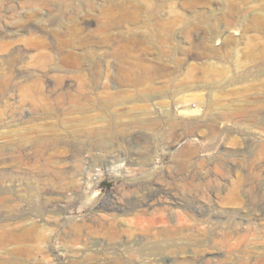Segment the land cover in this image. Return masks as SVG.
Segmentation results:
<instances>
[{"label":"rangeland","instance_id":"rangeland-1","mask_svg":"<svg viewBox=\"0 0 264 264\" xmlns=\"http://www.w3.org/2000/svg\"><path fill=\"white\" fill-rule=\"evenodd\" d=\"M261 89L264 0H0V231L51 232L48 259L1 262L262 264ZM78 160L91 189L60 212L13 201Z\"/></svg>","mask_w":264,"mask_h":264},{"label":"bare ground","instance_id":"bare-ground-1","mask_svg":"<svg viewBox=\"0 0 264 264\" xmlns=\"http://www.w3.org/2000/svg\"><path fill=\"white\" fill-rule=\"evenodd\" d=\"M178 18H175V20H173V23L174 25H177L179 23V20H177ZM133 43L134 44H137L138 43V39L137 38H133ZM198 58H200V56H198ZM250 90V88L248 89ZM254 90L256 91L257 89L254 88ZM253 89H251L250 91H254ZM246 92H249L246 90ZM264 92L263 89L260 90V93L262 94ZM247 95V94H246ZM244 103H248L250 106L249 107H246L245 108V111L246 113H248L250 111V109L252 108L251 112H253L254 110H257L259 109L260 107L259 106H255V105H251V102L250 101H246ZM243 103V105H244ZM263 108V107H261ZM250 118V115L252 114H247ZM252 117H254L252 115ZM124 142V141H123ZM102 143L104 144V142L102 141ZM129 144V143H128ZM118 147V146H117ZM101 148H106L105 146L101 145ZM184 149V148H183ZM115 151V150H114ZM114 151H110L111 153H114ZM119 153V152H118ZM115 156L116 159H114V162L116 163L118 161V158L120 157L119 155H121L120 153ZM187 153V152H186ZM39 154V153H38ZM43 154V153H42ZM37 155V154H36ZM41 155V154H39ZM38 155V156H39ZM48 155V154H47ZM50 155V154H49ZM112 155V154H110ZM37 156V157H38ZM42 156V155H41ZM51 157V156H50ZM111 157V156H110ZM40 158V157H39ZM47 158V157H46ZM49 159V158H47ZM53 159V157H52ZM36 160L38 161V159L36 158ZM44 160V158H43ZM42 160V161H43ZM41 161V162H42ZM54 161V160H53ZM24 162V161H23ZM34 162V160H33ZM47 162V161H46ZM55 162L57 164H59L56 160ZM79 164L78 166H76L75 168L73 169H76V173L75 175L72 176L71 178V186L69 187L68 185L65 186L64 184H59L57 182L61 181V178L63 179V176L65 174V172H62V168L60 169L59 167V171L57 170H46L45 167H46V164L44 162H42V164L45 166L44 169L42 170L43 172H40L38 173L39 175H36L35 177H37V180H35L34 182H32L33 184L31 185H28V189L26 191V194L24 192L25 195H20V194H17L14 196V200L13 201H22L24 200L25 198H32V197H35L38 199L39 202L42 203V211L43 213L41 212V214H51L50 213V210L51 212L52 211H57V212H60L61 209H64L68 203V199H69V196L71 193L72 194H76V192L78 190H80V186H82L83 184L86 185L85 189H91V183L93 181V176L91 175V172H92V169H89V171L87 172H83L84 170V167H83V164L80 160H78ZM111 163V164H114ZM25 163V162H24ZM27 163V162H26ZM29 163V162H28ZM35 164H38L36 162H34ZM48 163V162H47ZM118 163V162H117ZM26 165V164H25ZM48 165V164H47ZM119 165V164H118ZM37 166V165H34V167ZM52 166V165H51ZM54 168L57 167L56 165H53ZM75 166V165H74ZM110 166V165H109ZM116 166L113 165L110 166V168L108 167V175L110 178H113V177H116V174H115V170H113ZM119 167V166H118ZM28 168V167H27ZM37 168V167H36ZM35 168V170H36ZM43 168V167H42ZM91 168V167H90ZM23 169H26V167ZM40 169V167H39ZM56 169V168H55ZM117 169V168H116ZM120 170V167L118 168ZM26 171V170H25ZM34 171V170H33ZM38 171V169H37ZM41 171V169H40ZM118 171V170H117ZM39 172V171H38ZM84 173V174H83ZM22 174V173H20ZM83 175H85L84 177V182L83 181ZM25 176V175H24ZM5 177V176H4ZM17 179V178H16ZM19 179V178H18ZM4 180V179H2ZM23 180V179H22ZM64 180V179H63ZM95 181L97 180L94 179ZM1 181V180H0ZM4 183V182H3ZM8 183V182H7ZM35 183H37L36 185L37 186H34ZM2 185V184H1ZM20 185V183H19ZM26 185V184H25ZM95 185V183H94ZM3 186V185H2ZM17 186V185H16ZM69 187V188H68ZM22 188V187H21ZM72 189V190H71ZM12 190V189H11ZM19 191V190H18ZM24 191V190H23ZM23 191L21 192V194L23 193ZM150 193V192H149ZM7 194V193H5ZM4 194V195H5ZM151 194V193H150ZM9 195V194H8ZM7 195V197H9ZM1 197H2V194H1ZM61 198V199H55V198ZM146 196H144L145 198ZM3 200H11L12 201V198L11 199H8V198H3ZM6 201V202H7ZM145 201V200H144ZM5 202V203H6ZM130 202V201H129ZM137 202V201H136ZM140 202V200H139ZM113 203V202H112ZM146 203V201H145ZM9 204V203H8ZM17 204V203H16ZM24 204V203H23ZM129 204V203H128ZM135 204V203H134ZM139 204V203H138ZM172 206L171 208L173 209L174 207H176V204L177 202L175 201V199H172L171 203H170ZM189 204V203H188ZM97 205V204H96ZM130 205V204H129ZM132 205V204H131ZM141 205V204H140ZM139 205V207H141ZM6 206V204L4 205ZM13 206V205H12ZM19 206V205H18ZM108 206V205H107ZM117 206V205H116ZM126 206V205H125ZM146 206V207H145ZM145 206L143 207L142 211H148L149 210H152L154 205H151L150 203L149 204H145ZM14 207V206H13ZM104 207V206H103ZM109 207V206H108ZM136 207V205H135ZM24 208V206H23ZM102 208V207H101ZM112 208V207H111ZM165 208H168L166 209V211L170 210L171 208L170 207H165ZM9 209V208H8ZM50 209V210H49ZM122 209V208H121ZM125 209V207H124ZM26 210V209H25ZM24 210V211H25ZM129 210V209H128ZM133 210V208H132ZM18 211V210H17ZM16 211V212H17ZM134 211V210H133ZM203 211V210H202ZM6 212V211H5ZM26 212V211H25ZM132 212V211H131ZM201 212V211H200ZM1 213V212H0ZM15 214V213H14ZM125 214V213H124ZM27 215V214H26ZM94 216V215H93ZM27 217V216H26ZM29 217V216H28ZM60 217V216H59ZM19 218V217H18ZM28 219V218H27ZM41 219V218H40ZM23 220V219H22ZM16 221V220H15ZM24 221V220H23ZM10 223V222H9ZM15 223V222H14ZM95 223V220L94 218H91L90 221L85 225L83 223L81 224H75L71 227V231L75 233L76 235V243H80L83 241V238L86 237L85 235H83L82 233L83 232H86V234H89V235H93L94 233H97L98 231H100L101 228H104L102 225H99V228L98 226L96 225H93ZM18 224L20 225V223L18 222ZM97 224V223H96ZM22 225H20L19 227H21ZM11 227V225L9 226ZM13 227V226H12ZM1 229V228H0ZM8 229V228H7ZM105 229V228H104ZM18 230V229H17ZM117 231V230H116ZM110 232V235L112 236H115L118 234V231L117 232H114V231H109ZM130 232V231H129ZM50 231L46 230L44 225L43 224H37V221L35 220V222H33V219L31 222H26V227L21 231L19 232H15L14 230H2L0 231V245H2L3 247H6V253H8L10 256H12L13 258H16V259H25L27 261H31L34 257H42L44 260L45 259H48V257L50 256L49 254V249L48 247H46L47 245V241H48V238L50 237ZM88 240V239H87ZM88 242V241H87ZM86 242V243H87ZM85 243V242H84ZM84 245V244H83ZM86 248V246H85ZM1 249V247H0ZM173 250V249H172ZM1 253V252H0ZM5 253V255H6ZM82 256H85L86 253L85 252H82L81 254ZM1 257V256H0ZM5 257V256H4ZM3 257V258H4ZM9 257V256H8ZM6 257V258H8ZM1 259V258H0ZM219 259V258H218ZM262 262V264H264V253L261 254V257L259 258ZM11 260V259H10ZM10 260H4L3 262H1L2 260H0V264H9L11 263ZM169 261V260H168ZM16 262V261H15ZM17 263V262H16ZM169 263V262H168ZM12 264H15V263H12ZM17 264H20L17 263ZM22 264V263H21ZM103 264H111L110 262L106 263V262H103ZM261 264V263H260Z\"/></svg>","mask_w":264,"mask_h":264}]
</instances>
